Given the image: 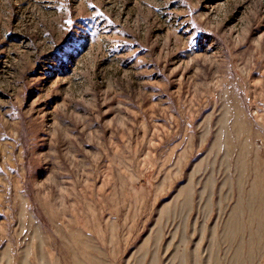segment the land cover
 Instances as JSON below:
<instances>
[{
	"label": "rangeland",
	"instance_id": "1",
	"mask_svg": "<svg viewBox=\"0 0 264 264\" xmlns=\"http://www.w3.org/2000/svg\"><path fill=\"white\" fill-rule=\"evenodd\" d=\"M0 264H264V0H0Z\"/></svg>",
	"mask_w": 264,
	"mask_h": 264
}]
</instances>
